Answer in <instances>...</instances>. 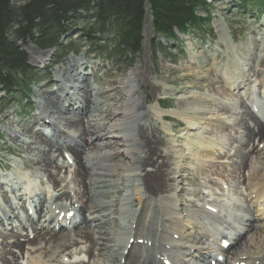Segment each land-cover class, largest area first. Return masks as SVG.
<instances>
[{"label":"bare ground","instance_id":"1","mask_svg":"<svg viewBox=\"0 0 264 264\" xmlns=\"http://www.w3.org/2000/svg\"><path fill=\"white\" fill-rule=\"evenodd\" d=\"M145 11L143 26L147 25L150 28L151 19L147 6H145ZM250 34L249 38L253 39L254 32L252 31ZM249 38L242 50L231 54L244 58L246 62L252 64V67L249 71L241 74L236 81L234 80V84L229 85V88L222 85L220 78L224 74L222 70L217 71V68H213L212 62L219 57L218 54L213 53L201 57V59L198 58V62L197 59L195 60L196 65L203 70L202 75L200 77L197 76L198 79L194 82L196 88L200 89L202 85V88L208 93L225 99L232 98L229 92L230 88H233L234 91L239 92L237 94L243 100L237 101L232 98L233 105H229V103L221 105L222 109L235 115V123L233 122L232 126L236 125L238 137L237 141L231 144L228 153L223 158L232 161L233 165L231 164L230 174L221 176L219 171L223 168L213 167L215 171H213L212 176L223 180L221 182L227 186L228 192H235L238 186H244L248 189L250 191L249 207L256 205L259 207V214H262V216L250 217L245 224L243 232L239 230L229 236L222 231H215L216 235L224 236L220 239L221 241L230 242L232 240L231 247L223 252L222 257H219L209 247H206L204 243H197L201 237L216 240L213 234L207 232L203 224L196 220V215H199L198 212L211 221H219L220 218H214L205 211V207L204 209L202 207V210H191L189 215L180 213V209L184 204L182 199L179 200L180 196L178 195L185 192V189L179 185L186 167L172 163L171 161H176L177 157L168 154V152L161 157L160 147L162 140L159 132L150 121L148 113L141 110V106L146 101L144 92L140 105V98L135 96L133 86H131L128 93L133 95L126 102L123 99L124 101H122L120 106L122 107L121 112L117 111L119 110L117 107L110 114L114 127L120 129V126L115 122H121L123 125L133 129L131 136L125 134L119 136V134H122L121 130H116L113 126L104 124L101 121L107 115H100V117L91 115V113L97 111V102L88 87V77L78 74L79 67L84 65V63L78 65L74 61L66 69L57 72L56 85L59 87L55 92L46 91L42 88H40L41 91L43 90L42 93L37 92L39 102L36 103V108L40 113V121L52 129L51 133L35 132L33 129L35 124L25 126L17 121H11V124L18 127L21 132L20 137L22 139L18 140L17 138L16 144L19 143V149L28 153L31 161L29 163L30 167L34 168L35 173L46 178L45 181L47 183L45 184L49 185H46L48 188H52L55 192L62 183L63 189L68 188L64 180L66 179L65 174L71 169L70 180L67 181L76 188L75 191L73 190L74 194L72 193L74 197H61V193H58L52 195L53 197L50 196L49 200L41 202L40 197H37L34 201H31L30 205L34 209V216L37 215V222L40 223L43 220L45 225H40V228L38 226L35 227L32 231V240L25 237L21 241L22 237L17 234L0 235V264H17V258L19 255L22 256L24 250L23 244L28 242L27 245L31 244L34 247L35 242L44 240V237L48 241L44 247H39V251L42 252L43 259H46L50 264L60 263L67 253L71 255L72 247H75V243H79L81 246L84 245V250L79 252L87 255L89 260L87 263L80 261L74 264H211V261H215V264H264V147L261 152L258 151V145H264V102L260 104L259 108L254 105V101L257 98H254V89L250 82L254 76L257 78L261 76L256 67H258V63L264 62V53L262 52L260 56H257L256 50L259 46L255 43L256 41H249ZM29 54L34 62L43 58L42 55L36 52L31 51ZM207 62L212 64L211 66L208 65L210 66L208 69H206ZM212 73L216 77L219 74L220 80L213 78L211 76ZM225 75L230 80L233 79L228 73ZM136 78L138 83L141 84V72L136 74ZM54 83L51 82L52 85ZM65 84H68V88L71 90L76 88L77 92L72 95L68 92L69 89L66 90ZM179 92L181 93V91ZM168 95L176 94L168 93ZM183 95L187 96L186 94ZM205 102L204 100L193 101L186 97L179 100L177 106L179 108L195 106L206 112L209 110L207 109L208 104ZM245 103L247 107L244 106ZM155 105L159 106L160 104L156 101ZM161 112L163 114L166 113L163 110ZM200 114L195 112L191 115L188 114V116L192 120L198 119L197 115ZM132 116L135 117L136 126L132 124L133 120L127 121ZM227 120L221 115L216 116L213 120L207 121V128L217 134L225 133L231 127L226 125ZM61 129L65 130V133ZM97 132H111L110 139L120 138V141L123 142L122 145L125 147L124 153L129 157V161L133 160L132 165L124 168L125 173H127V185L125 184L124 188L127 193L131 192L130 196L132 198L130 199L127 194L126 198L124 197L123 199V206L128 207L132 203H137L140 204V209L137 212L133 211L134 213H131L132 216L127 210L128 208L118 210L116 216L122 223L118 231H116L115 218L103 221L115 210L103 215L102 211L110 209L111 204L99 201V198L106 199L110 195L109 189L111 187L117 188L115 182L119 181L120 178L117 173L118 169L112 163H115L120 155L115 152L113 148L115 142L108 140L107 133L100 135L96 134ZM58 135H65L68 139ZM256 140H258V144L255 148ZM201 144L198 142L197 145ZM221 145L220 142L214 141L207 146H203V149L206 150L207 158L210 157L212 151L215 154L218 153L217 156H220L221 153L224 154L222 150L227 148L225 149ZM231 153L232 155L229 156L228 154ZM62 154L66 155L67 161H63L64 156L62 157ZM60 155L61 161L58 157ZM245 158L246 162L240 161V159ZM233 159L235 160L234 162ZM70 160L72 161L69 162ZM247 161H249L248 166ZM21 165L24 166L25 164L22 163ZM245 170H249L250 173L248 172L245 175ZM8 181L9 183L11 182V180ZM215 181L216 178L210 179L204 183V186L214 185ZM5 184L8 185L7 183ZM11 188L13 189V187ZM12 193L14 194V192ZM134 195L137 198H134ZM10 198V196L8 199L5 197L3 200L9 204L10 208L16 210L12 206ZM207 198L205 197L203 201ZM63 200L64 202H62ZM66 202H69L68 206H66ZM75 204L77 205L76 207L74 206ZM217 204L207 202L203 203V206L216 209ZM22 208H24L23 204ZM260 209H263V211ZM70 211L74 212L71 216L68 213ZM13 212L15 211H12L10 215L6 212L4 215L0 213L2 215H0V226L10 225L11 216L18 215V213ZM243 212H249V210H244ZM61 213H64L62 217L64 221L69 220L72 223L70 228H68L71 232L64 233L61 232L62 230H58L57 226L62 229L60 228L62 224L57 222L56 225L55 221ZM129 215L131 216L130 218ZM29 218L31 222L34 221L33 217L29 216ZM25 221H29L26 216ZM95 221L96 223H94ZM219 222L217 223L221 226L227 224L223 220ZM90 223L95 225L94 228H91ZM30 224H23V226H29ZM231 226L229 225L230 228ZM247 236H250L248 242H246ZM180 249H183L184 252ZM76 251L75 247L74 252ZM216 251H220L219 246ZM92 255L95 258L91 257ZM196 257L198 258L196 259ZM32 264L43 263L39 259L34 258ZM61 264L63 263L61 262Z\"/></svg>","mask_w":264,"mask_h":264},{"label":"rangeland","instance_id":"2","mask_svg":"<svg viewBox=\"0 0 264 264\" xmlns=\"http://www.w3.org/2000/svg\"><path fill=\"white\" fill-rule=\"evenodd\" d=\"M16 3L19 4L17 1ZM145 6L144 18L146 15ZM148 14L150 16V12ZM197 15L205 19L206 22L203 23V26H201V28L189 30L186 35H180L176 32V40L174 42L156 36L152 29L151 21L150 28L147 27V25L144 27L143 18L140 33V50L134 54L128 52L122 53L121 50L116 49L117 46L115 47L113 36L109 33L104 35L97 34L90 38L95 40H87L86 35L87 32H89V25L92 22V19H85L83 15L76 20L75 24H73L74 26H72L69 32L61 39V44L63 46L68 43L70 44L67 49L55 48L52 50H39L30 42H24L20 45L21 50L26 55L27 65L30 68L32 75L30 79L24 82L22 88L17 93L4 94L0 89V182H3L5 178H17L20 181L19 184L21 188L16 187V190L14 189V194L11 191L7 194L8 190L6 189L5 191V189L0 187V203H2L3 206L0 209V213L3 215L5 212L10 215L12 211H15L13 213H18V215L11 216L12 221H10V225L4 223L5 225L0 226V235L17 234L22 237L21 241H23L25 237L32 240V231L36 226L40 228V223L37 222V215H35V218L33 217L34 221L31 222L29 215L26 213L25 207L22 208V202H30L31 199L35 200L37 197H40V201L42 202L43 200H47L51 195H56L58 193H61V197H74L73 192L76 188L67 181L70 180L71 169L65 174L66 179L64 180L67 183L66 185L68 188L63 189V186H61L63 183L60 185L61 187L59 186L55 190V192L52 188H48L47 186L49 185L45 184L47 183L45 181L46 178L35 173L34 168L30 167L29 163H31V161L28 153L19 149V143L16 144L15 141H17V138L18 140L22 139V137H20L21 132L18 127L11 124L12 120L25 126L35 124V128H33L35 132L41 131L44 134L51 133L52 129L40 121V113L36 108V103L39 102L37 92L42 93L43 90L55 92L59 87L56 85L57 72L66 69V67L69 64L74 63V61L78 65L84 63V65L79 67L78 74H83L85 77H88V87L91 89L94 94V100L97 102V111L91 113V115L93 114L92 116L98 117H100V115H107L101 120L104 124L106 123L109 126H113L110 114H112L114 108L117 107L119 108L117 111L121 112L122 107L120 106L122 101H124L123 99H125L126 102L127 99L133 95L128 93L131 86H133L135 96L140 98V105L142 103V95L144 92L146 95V101L145 104L141 106V110L148 113L150 121L159 132L162 140L160 147L161 157L168 152V154L177 157L176 161H171L172 163L181 167H186L181 184L179 185L181 188L185 189V192L178 195L180 196L179 200L182 199L184 204L180 209V213L183 215H185V213L189 215L191 210H198L202 207L204 209L205 206H203V203L210 202L212 199H217L213 200L215 202L222 200L223 203L221 208L217 209L219 214L217 213L214 215L222 218L224 217L228 223L231 222L233 225H237V220L240 219H238V217L241 216V213H244L243 211L247 208L250 191L244 186H238V189H236L235 192H227V190H225L227 186L221 182L223 180L212 176V173L215 171L213 167H220L223 168L219 171L221 176L230 174L232 161L223 158L224 155L228 153L231 144H234L233 142L237 141L238 137L236 125L232 126L235 120V115L222 109L221 105L228 103L229 105H233L234 102H232V98L237 101L243 100L241 96L237 94L239 92L234 91L233 88H230L229 95L232 97L230 99H225L220 96L215 97L212 93H208L203 89L202 85L200 86V89L196 88L194 82L198 79L197 76L200 77L202 75L203 70L196 65L195 60L197 59L198 62L201 57L213 53L218 54L219 57L212 62L213 68H217V71L222 70L224 73L220 77L222 80L221 82L223 83L222 85L229 88V85L234 84V80L236 81L241 74L249 71L252 67V64L246 62L244 58H240L236 55L233 56L231 54L232 52H238L245 47V43L252 31L254 32V38H249V41H256L255 43L259 46L256 50V55L260 56L262 52L264 53V10L257 5H248L244 8L236 0H207L205 9L199 10ZM96 42L101 48V51L92 52L91 48L88 49L87 46L90 44L92 49H94ZM31 51L42 55L43 58L36 62L32 61L29 54ZM212 64L211 62H207L206 69ZM246 64L248 65L246 66ZM257 66L256 70L259 71L261 76L260 78L254 76L250 82L254 89V98H257L256 100L262 102L264 99V62L258 63ZM139 72L142 74L140 81L141 84L138 83L136 78V74ZM227 73L232 76V80L225 75ZM211 76L219 79L220 75L218 74L216 77L212 73ZM51 82L55 83L52 85ZM68 87L69 85L65 84L66 90L69 89ZM40 88L43 90L41 91ZM112 89L114 90L111 91ZM179 91H181V93ZM68 92L73 95L77 92V89H69ZM168 93L176 95H168ZM183 94H186L187 96H184ZM186 97L193 101H206L205 103L208 104L207 109L209 111L204 112L195 106L179 108L177 103L179 100ZM156 101L159 102V106L162 108L155 105ZM244 106L247 107V104L245 103ZM158 108L166 113L163 114ZM195 112L201 114L197 115L198 119L190 120L188 114L191 115ZM220 115L221 117L228 119L226 125L231 127L227 126L229 129L225 133L217 134L207 128V121H211V119L213 120V118ZM162 116H164V118H162ZM134 119L135 117L132 116L128 118L127 121L133 120L132 124L136 126ZM115 123L120 126V129L113 127L116 130L122 131V134H119V136L124 134L132 135V127H127L121 122ZM61 131L65 133V130L61 129ZM105 133H107V137L112 135L111 132H97L96 134L102 135ZM58 136L66 137L65 135ZM109 139L110 137L108 140ZM110 140L115 142L113 148L115 149V152L120 155L117 161L112 163L114 164V167L118 169L117 173L119 174L120 179L115 182L117 188L111 187L109 189L110 195L106 199L100 197L99 201L111 204L110 209L108 208L106 211H102L103 215H107V213L115 210L114 213L110 214L107 218H104L103 221L115 218L116 231H118L122 224L116 216L118 210L121 208H128L127 210L132 216L134 212L139 211L140 204L132 203L128 207L123 206L124 197L126 198L127 194L129 197L131 193H127L124 188V186L127 185V173H125L124 168L132 165L133 160L129 161V157L124 153L123 150L125 147L122 145L123 142L120 141V138ZM214 141L217 143L220 142L222 144L221 146H224V148L227 149L222 150L224 154L221 153L220 155L219 153L220 156H217L218 153L215 154V152L212 151L210 157L208 156L209 158H207L206 150L203 149V146H207ZM198 142L202 144L197 145ZM257 144L258 140L255 141V148ZM233 146L235 147V145ZM258 146V151L261 152L264 145L259 144ZM232 153L228 155L231 156ZM63 154V161H67L66 155ZM58 157L61 161V155ZM71 161L72 160L69 162ZM234 161L235 160L233 159V162ZM240 161L246 162V158L240 159ZM22 163L25 165L22 166ZM248 165L249 161H247V166ZM21 167L24 168L22 169ZM3 168L6 170L5 172L2 170ZM248 172L249 170H245L244 174L247 175ZM215 178L216 181L214 185L204 186L205 182ZM8 180L10 179H7L5 183H9ZM25 181L26 183L24 185ZM10 183V187H13L14 184H17L18 182L11 180ZM170 185L175 186L173 184ZM9 196L11 197V204L16 210L10 208L9 204L5 203L3 200L5 197L8 199ZM221 196H223V198ZM133 197L137 198L135 195ZM205 197L208 198L203 201ZM131 198L132 196H130V199ZM142 198L141 200H143ZM62 202H64V200ZM68 205L69 202H66V206ZM74 206L76 207L77 205L75 204ZM198 214L199 215H196V220L203 224L208 232H211L213 226L209 225V219H206V217L199 212ZM130 215L129 218L131 217ZM25 216L29 221H25ZM247 220L248 218H244L243 221L242 219L239 220V226L237 225V227H244ZM219 221L214 222L217 223ZM28 223H31L29 225L31 234L23 229L26 227L23 226V224ZM94 223H96V221ZM224 225H226L225 228L228 229V224ZM90 226L91 228H94L95 225L90 223ZM222 226L218 224V227ZM10 229L14 230L11 231ZM69 230H62L61 232H71V230ZM218 236H220L221 239L224 237L221 235ZM220 238H217V240L212 243L206 237H201L200 240L202 241L198 239L199 242L197 243L210 245L211 249H214L217 247L216 245ZM249 238L250 236L246 237V242L249 241ZM47 241L48 239L44 237V240L36 241L34 247L31 244L27 245L28 242L23 244L24 250L22 256H18L16 261L17 264H32L34 258L39 259L43 264H50L46 259H43L42 252L39 251L41 247L45 246ZM74 246L77 251L74 252L75 247H72V254L69 255V253H67L64 255L63 261L61 262L63 264H74L80 261L87 263L89 260L87 255L83 254V252H79L80 250H84V245L81 246L79 243H75ZM180 250L184 252L183 249ZM91 257L95 258L94 255ZM197 258L198 257H196V259ZM199 260L201 261V259ZM61 262L57 264H61Z\"/></svg>","mask_w":264,"mask_h":264},{"label":"trees","instance_id":"3","mask_svg":"<svg viewBox=\"0 0 264 264\" xmlns=\"http://www.w3.org/2000/svg\"><path fill=\"white\" fill-rule=\"evenodd\" d=\"M19 2V4L16 3ZM207 0H0V89L17 93L31 78L26 55L20 45L30 42L39 50L67 49L61 39L83 15L92 19L87 40L95 35L111 34L122 53L140 50L144 6L149 7L151 26L156 36L175 41L177 32L201 28L205 19L198 16ZM246 8L264 0H236ZM92 52L101 51L98 43Z\"/></svg>","mask_w":264,"mask_h":264}]
</instances>
